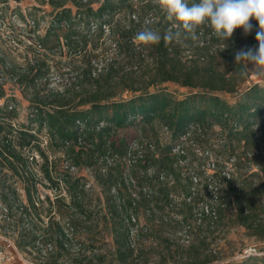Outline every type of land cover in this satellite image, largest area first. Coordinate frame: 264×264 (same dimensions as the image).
I'll list each match as a JSON object with an SVG mask.
<instances>
[{
	"label": "trees",
	"instance_id": "1",
	"mask_svg": "<svg viewBox=\"0 0 264 264\" xmlns=\"http://www.w3.org/2000/svg\"><path fill=\"white\" fill-rule=\"evenodd\" d=\"M41 5L52 20L37 46L66 48L88 65L82 86L32 101L27 124L14 123L16 106L0 107V214L17 250L44 254L47 264H214L219 232L241 227L264 242V86L238 89L250 73L241 76L234 58L257 45V21L249 35L238 28L225 42L205 24L195 41L138 47L133 37L145 25L175 30L154 0ZM118 14L125 25L114 24ZM186 44L193 54L183 58ZM43 66L18 80L33 74L37 91ZM166 83L192 92L178 99ZM124 91L133 96L118 99ZM40 187L54 196L42 197ZM240 264H264V255L256 250Z\"/></svg>",
	"mask_w": 264,
	"mask_h": 264
},
{
	"label": "rangeland",
	"instance_id": "2",
	"mask_svg": "<svg viewBox=\"0 0 264 264\" xmlns=\"http://www.w3.org/2000/svg\"><path fill=\"white\" fill-rule=\"evenodd\" d=\"M3 1L0 0V107L8 102L9 105L16 106L18 118L14 120V123L20 126L28 123L31 102L35 101L38 96L43 101H47L51 94H64L66 91L78 87V85L82 86L83 83L80 81L79 75L83 73V69L88 64L83 55H68L66 48L49 53L37 46L38 37L45 35L52 20V9L48 5H41L43 0H20L19 2L8 0V3H3ZM154 2L156 3V0ZM33 20L36 21L35 25ZM126 22L124 14H118L114 24L125 25ZM188 47L191 46L188 44L184 46L188 50L183 54V58L193 54V51ZM100 52L101 49L94 53L98 55ZM108 54L107 57H113L114 51L110 50ZM103 58L100 55L97 61L106 64ZM32 65L40 68L44 67L43 65L49 67L48 70L46 68V72H43L47 74L38 81L37 91L29 84L33 74L26 75L28 79L22 83L21 80H18L19 76H24L25 71L29 70L28 67ZM10 66H13L15 70L13 71ZM249 73L247 80L240 83L238 89L243 90L254 83L264 86V73H258L254 69H249ZM162 88H166L178 99L192 92V89L183 88L174 83H166L162 85ZM157 90L158 87L150 88V92ZM117 94L118 99L133 96L130 91L118 92ZM224 97L228 101H233L232 95L227 94ZM125 133L132 142L137 137V133L132 128ZM45 135V132L41 135L42 147L47 145L48 140ZM49 155L51 160L56 158L62 160L63 158L61 153H49ZM212 160H215V156L211 158V162ZM41 164L42 159L40 158L39 163L34 166L39 170ZM65 166V162H60V171H64ZM78 174L84 176L86 172L80 171ZM88 180L89 185H92L93 179L89 177ZM97 191L99 190L97 189ZM40 193L42 197L46 194L51 195V197L54 196L52 190H46L42 187H40ZM5 228L0 214V264H47L50 261L44 254L42 256L21 254L14 244V238L4 234ZM212 241L211 248L219 255V260L214 264H240L256 250L259 255H264V250H261L264 249V242L252 237L248 231L241 227H235L230 232L226 230L219 232L214 235ZM58 264H70V262L66 259H60Z\"/></svg>",
	"mask_w": 264,
	"mask_h": 264
},
{
	"label": "clouds",
	"instance_id": "3",
	"mask_svg": "<svg viewBox=\"0 0 264 264\" xmlns=\"http://www.w3.org/2000/svg\"><path fill=\"white\" fill-rule=\"evenodd\" d=\"M167 19L175 21V30L161 34L145 25L138 30L133 40L136 45H157L178 41L182 36L197 40L198 29L207 24L221 41L230 39L234 31L243 29L245 36L253 31L252 19L258 23L256 46L242 48L234 53L235 64L241 65L240 75L246 76L249 69L264 73V0H156Z\"/></svg>",
	"mask_w": 264,
	"mask_h": 264
},
{
	"label": "built area",
	"instance_id": "4",
	"mask_svg": "<svg viewBox=\"0 0 264 264\" xmlns=\"http://www.w3.org/2000/svg\"><path fill=\"white\" fill-rule=\"evenodd\" d=\"M214 198H216L217 199V197H214ZM254 254V253H253ZM252 255V254H251Z\"/></svg>",
	"mask_w": 264,
	"mask_h": 264
}]
</instances>
